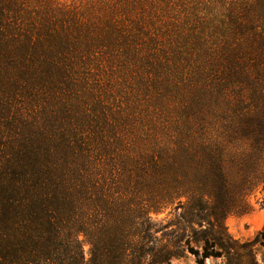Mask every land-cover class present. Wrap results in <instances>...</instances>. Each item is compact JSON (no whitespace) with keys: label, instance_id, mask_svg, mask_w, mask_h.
<instances>
[{"label":"trees","instance_id":"obj_1","mask_svg":"<svg viewBox=\"0 0 264 264\" xmlns=\"http://www.w3.org/2000/svg\"><path fill=\"white\" fill-rule=\"evenodd\" d=\"M140 2L111 0L97 11L0 0V264H143L144 215L191 196L193 185L210 195L216 185L226 188L227 147L239 151L232 169L242 190L228 212L246 213L245 197L264 190V16H255L254 2L230 17L231 32L245 41L229 45L226 80L243 112L223 123L222 140L206 132L211 125L184 121L170 125L169 144L139 154L123 138L84 136L68 121L64 98L82 72L142 61ZM115 128L145 135L140 146L160 130L135 121ZM79 234L90 245L87 260ZM255 238L264 244L262 232ZM208 248L205 241L198 264Z\"/></svg>","mask_w":264,"mask_h":264},{"label":"rangeland","instance_id":"obj_2","mask_svg":"<svg viewBox=\"0 0 264 264\" xmlns=\"http://www.w3.org/2000/svg\"><path fill=\"white\" fill-rule=\"evenodd\" d=\"M57 1L99 11L111 0ZM139 1L146 27L136 47L142 61L129 68L98 67L82 72L64 98L68 121L86 132L84 136L104 141L123 138L139 154H149L153 143L169 144L165 134L173 135L170 125L184 121L195 127L211 125L206 132L222 140L223 123L240 119L243 112L238 95L229 94L226 80L229 45L235 43L236 48L245 41L231 32L230 17L233 12L241 13V4L251 2L257 6L255 16H264V0ZM134 121L160 130L140 146L145 135L115 128ZM166 126L170 132H161ZM238 153L235 147H227L223 154L222 164L230 178L227 189L216 185L210 195L202 186L193 185L191 196L158 204L144 215L140 233L146 251L143 264H198L205 241L211 254L202 264H264V244L255 238L259 232L264 234V190L258 187L245 197L246 213L228 212L242 202L240 181L233 170ZM127 157L130 154L122 160ZM78 241L87 260L88 240L79 234Z\"/></svg>","mask_w":264,"mask_h":264}]
</instances>
